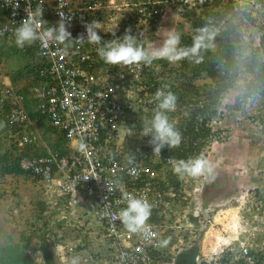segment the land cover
I'll return each mask as SVG.
<instances>
[{"label": "built area", "instance_id": "built-area-1", "mask_svg": "<svg viewBox=\"0 0 264 264\" xmlns=\"http://www.w3.org/2000/svg\"><path fill=\"white\" fill-rule=\"evenodd\" d=\"M169 1L182 8L213 3ZM156 2L162 1L131 0L117 7L113 0H19V8H14L17 0H0V42L15 39L19 23L28 14L35 16L41 6L43 19L48 21L45 30L59 21L60 13L70 19L68 31L73 39L85 37L66 43L44 40L33 44L43 59L39 74L48 79L43 84L22 91V84L13 83L0 71V120L13 127L9 136L20 149L35 144L33 132L37 126L54 129L66 141L63 154L45 146V154L19 160V169L40 183L45 202L57 214L62 206L77 221L80 213V219L89 225L87 229L104 246L105 252L94 258L79 239L56 243L54 249L61 264L74 256L80 258V264H175L177 253L194 243L199 248L196 264H257L259 256L264 255V222L232 232L234 236L228 242L205 250L203 234L209 219L183 226L172 208L184 183L193 179H179L169 163V158L178 159L155 155L149 137L134 142L128 135L129 122L138 123L141 134L145 119L155 109V90L167 84L172 91L177 86L175 81L157 69L159 61L131 67L106 64L97 54L98 45L88 42L87 23L96 22L103 40L120 39L121 35L113 37L110 32L121 29V20L125 19L139 43L148 47L150 27L158 23ZM249 3L264 10V0ZM259 21L258 36L264 37V16ZM258 36L255 45L259 44ZM207 142L196 155L204 156ZM122 191L146 198L152 205L150 217L139 231L128 230L118 218L119 209L125 206ZM180 226L189 235L175 234ZM36 257L39 262L37 248Z\"/></svg>", "mask_w": 264, "mask_h": 264}, {"label": "rangeland", "instance_id": "rangeland-1", "mask_svg": "<svg viewBox=\"0 0 264 264\" xmlns=\"http://www.w3.org/2000/svg\"><path fill=\"white\" fill-rule=\"evenodd\" d=\"M113 1L118 7L121 2L131 0ZM154 1L162 2L155 3L159 9L158 23L150 27L147 37V41L150 42L148 48L158 47L169 31L178 33L189 31V23L181 13L194 11V16L209 13L215 17L219 25L224 23V26L233 27L234 31L230 34L238 36L237 45L242 46L244 50L239 62L238 59L236 61L239 65L240 60L245 61L248 58L252 46L255 45L259 19L264 16L262 7L253 8L249 0H220L217 7L205 6L185 11L177 10L169 0ZM230 1L233 2L234 8L228 6L224 8L223 4ZM246 16H249L253 23L248 21ZM114 18L118 19L116 15ZM13 42L15 39L9 41ZM235 51H239V48L236 47ZM20 56L17 54L11 59L1 60L0 71L13 76L18 66L23 64ZM158 63L157 69H161L166 78L175 81V84L186 81L185 77L180 76L179 62L175 65L167 61ZM248 73L249 71L246 74L236 73L230 87L220 94L215 106L216 114L207 123L215 131L214 136L207 139V148H203L204 157L212 163V174L185 182L184 190L175 198L176 202L172 207L183 226L197 224V220L202 221L204 217L209 219V223H205L208 229L203 234L204 249L207 251L216 246L214 236L225 238L224 242H228L227 234L233 231L237 233L239 229L264 222V93L251 94L244 90ZM192 82L197 87L211 85L204 74ZM176 121L174 119V122ZM44 132L40 127H36L33 133L36 146L48 147L46 139L50 134ZM39 187L40 183L30 176L5 177L0 181V244L8 238L17 240L19 233L26 226L32 224L38 228L44 222L52 235L56 233L53 236L58 243L66 244L72 242L76 235L80 237L85 235L92 246L101 247L102 243L87 229L89 225L80 219L82 218L80 213L78 221L75 220L77 217L67 215L62 206H59L60 211L57 214L55 209L45 202L46 199L41 195L42 189ZM196 188H199V191H195ZM193 194H196L197 199L195 196L193 200L191 199ZM190 200L194 203V208H191ZM38 201L44 202L45 205L39 218ZM200 204L206 206H199ZM226 207H232L234 212V215L230 216L232 221L229 224L227 215L221 212ZM194 209H197L195 217L189 214L195 211ZM63 213L64 216H61ZM182 228L180 226L175 229V234L189 235L188 231ZM40 232L41 230L37 231L35 235ZM102 247L104 248L103 245ZM36 248H38L36 238L32 237L26 242L25 249L34 264H38Z\"/></svg>", "mask_w": 264, "mask_h": 264}, {"label": "trees", "instance_id": "trees-1", "mask_svg": "<svg viewBox=\"0 0 264 264\" xmlns=\"http://www.w3.org/2000/svg\"><path fill=\"white\" fill-rule=\"evenodd\" d=\"M106 1V0H104ZM212 5L217 7L220 0H213ZM224 8H234L232 1L223 4ZM207 6V5H206ZM182 17L186 18L189 23L188 32H179L181 35V46L191 47L197 38H200L201 48L199 50L198 62L196 60L184 59L179 62L180 76L185 77L186 81L179 83L172 87V92L177 96V108L175 112L169 113V117L173 121L176 117V127L180 130L183 136V142L177 149H162L159 157L170 155L176 159H186L194 156L200 151L201 145L209 136H214L215 131L208 126V121L216 114V103L222 91L233 83L234 77L238 72L249 71L245 78L244 90L251 94L264 93V37L258 36V45L252 46L248 58L241 61L239 65L236 63L237 59L244 53L243 47L238 46V36L235 37L230 33L234 31L233 27L219 25L214 19L213 15L209 13L206 15H195L194 11H186L181 13ZM245 15V14H243ZM248 21L252 22L249 16H246ZM126 21L125 19H123ZM122 21L121 29L116 32L117 35H124L128 28L133 27L126 25ZM253 23V22H252ZM254 25V24H253ZM224 28V29H223ZM236 47L239 51H235ZM20 54L23 59V64L18 66L14 71V75L10 76L13 83L19 82L22 91L45 83L48 79L45 75H40L39 71L43 67V59L37 52L34 45L19 48L15 42L6 43L0 42V61L7 60ZM201 74L210 80V84H204L197 87L193 84V79H196ZM190 107V108H189ZM31 117H33L31 115ZM0 181L5 177L15 176H30L35 178L28 172H23L19 169V160L23 156L43 155L46 149L42 146L29 144L23 149L16 146L14 138L9 136L14 130L6 122L0 120ZM50 136L47 140V145L50 151L63 154L65 152L66 141L60 134L56 133L54 129L48 126H39ZM131 128V140L137 142L143 139L138 132V123H128ZM29 129H31L29 127ZM35 133V132H33ZM171 184L173 182L171 181ZM1 195V194H0ZM43 196V194L41 193ZM38 214L40 217L45 209L44 202L38 201ZM59 226V225H58ZM41 232L37 233V231ZM45 223L41 227L28 225L19 233L18 239H6L0 244V264H34L33 260L26 252L25 244L32 237L36 238L37 250L40 254L38 264H61L55 252L54 236L50 233ZM79 239L82 246L92 254L95 258L103 253V247L92 246L88 236H75L72 240ZM199 256V248L196 243L181 249L175 258V264H196V257ZM257 264H264V255L259 256Z\"/></svg>", "mask_w": 264, "mask_h": 264}, {"label": "clouds", "instance_id": "clouds-1", "mask_svg": "<svg viewBox=\"0 0 264 264\" xmlns=\"http://www.w3.org/2000/svg\"><path fill=\"white\" fill-rule=\"evenodd\" d=\"M172 5L181 11L208 6V4H192L182 8L177 3H172ZM14 8H19V0H17ZM43 13L44 8L41 6L36 10L35 16L28 14L19 23L14 32L17 47L24 48L44 40L66 43L85 39L83 35L75 39L72 38L70 31H68L70 19L60 13H58L59 21L55 25L51 24L45 30L44 25L48 21L43 19ZM13 14L15 15V13ZM85 28L88 42L98 45V56L104 63L109 65L124 67L148 66L157 61H167L169 64L175 65L184 59L198 62L201 48L200 38L194 41L193 46L182 47L180 33L169 31L158 47L148 48L139 43L138 36L132 33L131 28H128L123 36H119L122 38L110 40H103L101 35L98 34L99 30L94 21L87 23ZM110 33L113 37H117L115 31ZM152 100L155 103V109L151 117L145 119L141 135L150 138L148 142L153 147V153L160 155L165 147L170 150L179 148L183 142V136L176 127L175 122L169 119V113L175 112L177 108V96L171 91L169 85L163 84L158 87L153 93ZM132 134L130 128L128 135ZM129 163H131V160H129ZM169 163L172 165V171L181 180L186 177L197 179L202 176H210L213 172L212 163L202 154L179 160L169 158ZM116 187H118V184L113 185L109 190L112 191ZM121 198L125 206L119 209L118 218L128 230L132 232L141 230L150 217L152 205L146 198L127 191L121 192ZM163 243L166 244L167 241H163ZM57 251L61 252L62 249ZM66 264H80V258L74 256Z\"/></svg>", "mask_w": 264, "mask_h": 264}, {"label": "crops", "instance_id": "crops-1", "mask_svg": "<svg viewBox=\"0 0 264 264\" xmlns=\"http://www.w3.org/2000/svg\"><path fill=\"white\" fill-rule=\"evenodd\" d=\"M32 127H33V126H32ZM217 181H218V180H217ZM191 189H193V185L191 186ZM192 191H193V190H192ZM195 191H199V188H196ZM193 192H194V191H193ZM194 196L196 197V194H193V196H192V198H191L192 200H193ZM196 199H197V197H196ZM192 200H190L189 204H191V208H194V207H193V206H194V205H193L194 203L191 202ZM173 206H174V205H173ZM199 206H203V207H204V206H206V204H205V205H201V204H200ZM186 207H187V206H186ZM188 207H189V206H188ZM195 207H198V206H195ZM194 210H195V211L192 210L193 212H189V214H191V215H195L196 212H197V209H194ZM223 211H224V212H223ZM221 212H222V213H225V212H226L225 215H227V217H228V224H229V223L232 221V219H231L230 216H231V215H234L233 208H232V207H226L224 210H221ZM194 213H195V214H194ZM189 214H188V215H189ZM189 217H191V216H189ZM184 221H186L185 218H184ZM234 221H235V220H234ZM235 222H236V221H235ZM234 226H235V225H233V228H234ZM229 232H230V231H229ZM233 236H234V235H233L232 233L227 234V240L229 241Z\"/></svg>", "mask_w": 264, "mask_h": 264}, {"label": "bare ground", "instance_id": "bare-ground-1", "mask_svg": "<svg viewBox=\"0 0 264 264\" xmlns=\"http://www.w3.org/2000/svg\"><path fill=\"white\" fill-rule=\"evenodd\" d=\"M214 238H215V244L220 243L221 241H223V242L225 241V238H222L220 236H214Z\"/></svg>", "mask_w": 264, "mask_h": 264}]
</instances>
